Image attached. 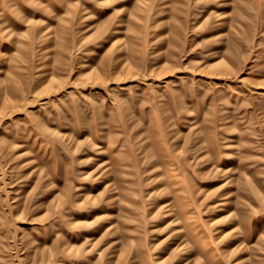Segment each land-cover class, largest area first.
<instances>
[{
	"label": "rangeland",
	"instance_id": "rangeland-1",
	"mask_svg": "<svg viewBox=\"0 0 264 264\" xmlns=\"http://www.w3.org/2000/svg\"><path fill=\"white\" fill-rule=\"evenodd\" d=\"M0 264H264V0H0Z\"/></svg>",
	"mask_w": 264,
	"mask_h": 264
}]
</instances>
